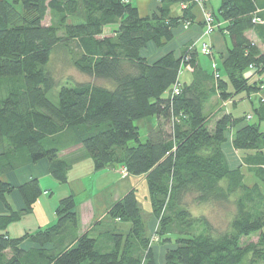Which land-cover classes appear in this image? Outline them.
<instances>
[{
	"label": "trees",
	"instance_id": "trees-1",
	"mask_svg": "<svg viewBox=\"0 0 264 264\" xmlns=\"http://www.w3.org/2000/svg\"><path fill=\"white\" fill-rule=\"evenodd\" d=\"M177 2L187 4L173 16L170 6ZM255 2L220 0L210 11L228 45L217 65L204 68L193 46L151 60L142 52L149 43L163 46L177 26L194 22L193 0H160L146 16L132 0H0V264H157L148 214L134 189L107 209L110 218L129 222L126 233L80 234L70 193L55 206L52 225L8 234L7 226L31 211L42 189L36 179L15 186L2 176L46 159L50 175L65 183L73 161L59 153L74 145L94 170L123 167L129 175H145L152 213L165 203L171 225L163 264H264V209L256 205L264 196L242 181L238 169H229L221 150L226 131L234 128L237 150L264 156V99L253 109V123L247 114L206 111L213 97L226 104L264 84V78L249 81L245 75L247 68L264 73V47L246 36L254 27ZM47 13L54 19L43 24ZM56 49L105 84L58 83L48 68ZM181 67L189 69V81L180 82ZM57 85L52 101L48 94ZM153 116L156 126L141 140L136 122ZM15 189L23 201L18 210L7 200ZM189 195L197 204L232 202L226 229L214 233L204 214L193 215ZM255 232L256 241H241Z\"/></svg>",
	"mask_w": 264,
	"mask_h": 264
},
{
	"label": "rangeland",
	"instance_id": "rangeland-1",
	"mask_svg": "<svg viewBox=\"0 0 264 264\" xmlns=\"http://www.w3.org/2000/svg\"><path fill=\"white\" fill-rule=\"evenodd\" d=\"M263 1L264 0H256V2L258 3L263 2ZM194 3L202 11L203 22L205 25L204 12H210V11H207V10L205 11L203 0L200 3H196V2ZM186 4L184 2H180L181 8H184ZM213 10H216V6H214ZM53 19L54 17L50 15L49 13H47L42 23L49 24L50 21ZM254 25L264 26V24H254ZM252 29L253 28H251V30ZM263 37L264 36L260 37L258 41L255 40V42H258V43H255L252 39L251 41L257 44L258 48L262 49L264 47ZM163 46L156 47L154 44L150 43L145 47V49L142 52L145 53V55L151 60L157 57V55L159 54L158 52H153L152 50L156 51L159 48L162 49ZM182 48L184 47L182 46ZM198 50H199V46H198ZM161 53H163V49L161 50ZM178 54L179 53H177L176 55ZM198 58H199V61H204L205 63L210 62L211 67H214L216 65V61L218 59L220 60L219 56L213 57L211 53L204 54L201 52H199ZM214 58L216 59L218 58V59L215 61ZM48 68L51 74L53 75L54 79L58 83L62 82L68 86L73 85V84H67L71 82L72 83L73 82L74 83L90 82V83L99 84V85L105 84L103 80L92 78L91 76L84 74L78 71L75 67H73V65L69 62L66 52H64L62 49H56L54 51L49 61ZM181 69H182V72L179 76L180 82L189 81L190 79L189 69L185 67L183 68L181 67ZM245 75L249 76V81H253L254 79H258L259 77L264 78V73H262L261 75L258 73H255V71L252 68H247L245 70ZM58 88H59V85L54 86L48 94V97L52 101H56L57 99ZM260 97L264 99V84L261 85V89L258 92L247 95L245 91H241V92L234 94L231 100L229 99L226 101V104L218 100L216 97H213L206 111L207 113H210L220 108L226 112L231 113L234 117H241L247 114L246 121L250 123L257 122V116L255 115L253 109L259 107ZM248 113L251 114V116ZM241 122L243 123L245 122V120ZM136 124L139 127L140 139L143 140L146 137V133L149 129V126L150 127L156 126V117L153 116L147 119L137 121ZM260 128L262 130L264 129V121L260 123ZM233 134H234V128L226 131L225 140L221 143V148L223 150L222 153L224 152L223 155H225L227 159L226 163L230 170L238 169L240 171L241 176H242V181L247 186H250V187L254 185L258 186L260 192L264 196V156L260 155V153H254V156H249L245 152L241 150H237L232 144ZM59 157L66 159L69 163L73 161V163H71L70 169L72 165L75 163V161H79L80 159L87 158L85 157L83 149L80 145H74L67 149L62 150L59 153ZM78 168L74 170L73 175H75L74 176L75 178H72L71 184L67 182L59 183L52 176L51 177L49 176V178L43 179L40 182V185L42 187H47V190H46V194L40 198V203L35 208L34 214L31 217L32 219H34L35 224L37 223V220L39 222V214L41 212L45 213V216H47L49 210H51L52 207L53 209L55 208V206L58 203V199L60 195L62 194L65 195L64 193H68V194L71 193L74 195V200L76 199L77 203L85 195L84 191L78 189V186H76V183H77L76 178H78V176L80 175V174L78 175L79 171H76L78 170ZM121 168L122 167H119V168L111 167V169L113 170H109V169L103 170L102 169L100 172L89 173V174L85 173L81 176L83 182L86 185L87 191H90L91 189V192L93 194H96L97 192L99 193L96 195V197L98 198L94 199L93 201L94 208L96 209V211H98L103 206V202L101 198L104 197L105 199H108L109 201V199H111L113 194L115 195L117 193H121L123 188L130 185V187H132L131 189L135 190L137 199L142 207V210L144 211V213L148 214L147 215L148 216L147 226H148L149 233L151 235V247H152L153 253L157 259H163L164 251L166 250V248L172 246L170 242H166L164 239L168 237L167 235L164 236V234H166L167 230L170 231V228H171V225L169 224V219L168 218L165 219V215L167 213L165 210L166 205L164 203L160 211L157 214H153L151 211L153 209H152V204L150 203V199H149V195L147 191L148 189H147L145 175H129L127 174V172H123ZM257 172L260 173V177H258L259 175L256 174ZM44 183H46L47 185L44 186L45 185ZM53 184L55 185L52 186ZM102 187L104 189L101 191H98V188H102ZM230 197L233 198L234 195L232 194ZM191 198L192 197L189 195L186 200L189 210L195 216L204 214L208 218L212 226V232L219 233L226 229V226H227L226 214L232 212L234 208V204L232 202H222V203L212 202L208 204L207 203L197 204ZM256 205H258L260 209H264V197L263 199H257ZM77 220H78V216H77ZM105 220L102 223L103 225L106 222L110 221L108 216H107V219ZM167 220H168V223L166 222ZM125 223L129 224V222H125ZM115 224L116 225H113L114 227H111V229L105 228V230L106 231L116 230L122 233H126L124 230L121 229V226H123L124 222L120 221L119 223H115ZM196 228H197V231H199L198 230L199 226H197ZM160 230L163 231L162 235L159 234ZM79 231H80V227H78V232ZM263 231H264V227H263ZM79 233L85 234L86 232L82 233L80 231ZM258 234L259 232L251 233L247 237H242L241 241L242 242L256 241ZM170 236L171 238H174V234H171Z\"/></svg>",
	"mask_w": 264,
	"mask_h": 264
},
{
	"label": "crops",
	"instance_id": "crops-1",
	"mask_svg": "<svg viewBox=\"0 0 264 264\" xmlns=\"http://www.w3.org/2000/svg\"><path fill=\"white\" fill-rule=\"evenodd\" d=\"M132 2L137 7V11L140 16L148 15L152 10H154L160 4V0H132ZM217 2L220 3V0H204L205 11L206 10L213 11L214 6H216L217 8L219 5V3ZM255 4H256V11L254 12V15L264 20V1L259 2V3L255 2ZM182 9L183 8H181L180 2L174 3L170 6V14L173 16H178L181 14ZM193 12L195 14L194 22L183 23L177 26L174 29L173 39L163 46L162 48L163 53H161L162 49L160 48L156 51L152 50L153 52L159 53L157 57L169 51H174V53L177 54L180 52V49H182V46L184 47V46L189 45V46H193L194 48L198 50V46L200 48L202 43H209L211 45V49H212V53L214 57H217L218 55H225V52L227 50L228 41L223 37L222 33L219 32L216 28H214V30L211 33L205 34L206 27L203 24L202 11L200 10L198 6H195L193 8ZM246 36L250 40L252 39L254 42L255 40L258 41L260 37L264 36V26L254 25L252 30L250 29L249 31L246 32ZM255 43H258V42H255ZM214 59L215 61L217 60L216 58ZM199 62L204 68H209V66H211L210 62L209 63H205L204 61H199ZM216 65H217V61H216ZM76 168H78V170L76 171H79L78 175L80 174L78 178H76L77 180L76 186H78V189L83 190L85 193V195L80 199L78 203L76 202V199H75V210L78 216V227H80V231L82 233L86 232L89 237H97L100 233L106 231L105 228L111 229V227H114L113 225H116L115 223L120 222L119 220L110 218L107 215V209L113 202L119 199L124 193H126L132 187L128 185L127 187L123 188L121 193H117L115 195L113 194L111 199H109V201L108 199H105L104 197L101 198L103 202V206L98 211H96L93 205V201L94 199L98 198L96 197V195L99 193L97 192L96 194H93L91 192V189L90 191H87L86 185L83 182L81 176L85 173H88V174L97 173V172H100L102 169L94 170L92 160L88 157L85 159H80L79 161H75L71 169L68 170L67 183L71 184L72 178H75L74 177L75 175L73 174ZM106 169L113 170L111 168H105L103 170H106ZM49 176L51 177L49 170H48V161L46 159H41L35 163L26 164L2 176L4 180L10 182L11 184L15 186L22 184L30 179H36L39 183L40 188L42 189V194L34 202L31 211L23 215L19 220L14 221L7 226L6 231L8 232L10 236L17 237L27 231H34L37 228H46L52 225L53 223H55L56 217H55L53 207L51 210H49L47 216H45V213L40 211L41 213L39 214V222L37 220L36 224H35L34 219L31 218L32 215L34 214L35 208L40 203V198L46 194L47 187H42L40 185V182L43 179L49 178ZM44 184H45L44 186L47 185L46 183ZM54 185L55 184H53L52 186ZM103 189H104L103 187L98 188V191H101ZM64 194L65 195L62 194L59 196L58 201L63 196L68 195V193H64ZM7 200L14 210H18L23 205L22 198L16 189L13 190L7 196ZM3 212H5V208L3 204L0 202V213H3ZM107 216L109 217L110 221L106 222L103 225L102 223L105 219H107ZM121 229L127 232L129 229V224L124 222L123 226H121ZM25 245L27 247L29 246L28 244H25ZM155 260L157 264H163V259H157L155 257Z\"/></svg>",
	"mask_w": 264,
	"mask_h": 264
},
{
	"label": "built area",
	"instance_id": "built-area-1",
	"mask_svg": "<svg viewBox=\"0 0 264 264\" xmlns=\"http://www.w3.org/2000/svg\"><path fill=\"white\" fill-rule=\"evenodd\" d=\"M194 2L196 3H200L202 2V0H194ZM204 20H205V26H206V30H205V34H209L211 33L214 28H215V24H214V20L213 17L211 15L210 12H204ZM251 22L253 24H264V20L261 19L260 17L253 15L251 18ZM212 49H211V45L209 43H202L200 48H199V52L204 53V54H209L211 53ZM178 89L174 88L173 92H177ZM123 172H126L125 168H121Z\"/></svg>",
	"mask_w": 264,
	"mask_h": 264
}]
</instances>
